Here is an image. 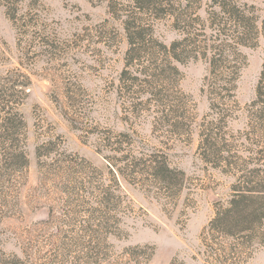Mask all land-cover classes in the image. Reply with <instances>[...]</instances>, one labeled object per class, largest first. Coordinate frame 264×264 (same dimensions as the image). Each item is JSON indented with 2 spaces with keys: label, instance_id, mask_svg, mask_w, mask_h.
<instances>
[{
  "label": "rangeland",
  "instance_id": "374dc122",
  "mask_svg": "<svg viewBox=\"0 0 264 264\" xmlns=\"http://www.w3.org/2000/svg\"><path fill=\"white\" fill-rule=\"evenodd\" d=\"M241 1L254 6L261 23L264 0ZM197 14L205 16L203 10ZM154 24L165 43L179 38L173 18ZM127 48L107 2L0 0V90L10 88L9 78L18 84L30 78L28 94L17 85L14 99L8 97L26 122L30 164L12 174L14 185L0 170L1 250L31 257L33 264L104 260L105 252L119 264H134L129 250L147 247L154 254L143 264H201L203 236L218 203L227 204L240 176L264 171V106L253 103L264 60L262 34L256 45L241 48L247 63L237 91L226 100L202 91L208 62L178 64L179 88L193 120L187 135L155 130L151 116L130 113L132 99L121 94L119 82ZM207 128L221 149L214 163L198 150ZM121 133L129 134L136 155L144 148L167 154L171 166L186 173V182L175 199L124 183L123 217L108 234L101 227L102 195L112 183L105 158L121 153L106 144L108 138L123 139ZM47 143L55 151L39 157L37 147ZM64 155L75 167L53 165ZM245 264H264V240Z\"/></svg>",
  "mask_w": 264,
  "mask_h": 264
},
{
  "label": "trees",
  "instance_id": "16d2710c",
  "mask_svg": "<svg viewBox=\"0 0 264 264\" xmlns=\"http://www.w3.org/2000/svg\"><path fill=\"white\" fill-rule=\"evenodd\" d=\"M98 1L107 2L109 13L121 22L128 42L119 82L121 94L132 99L130 113L135 117L151 116L155 130H166L172 136L189 134L193 124L186 109L189 99L179 88L182 73L178 64L191 59L208 62L209 74L202 91L210 90L223 95L226 100L237 91L247 63L241 48L256 45L260 34L264 37V19L259 23L254 6L241 0ZM202 10L205 16L197 14ZM166 18H173L172 27L179 34V38L169 44L157 36L154 24ZM8 80L10 88L0 90V112L3 113L0 121V170L7 173L9 183L14 185L12 174L27 170L30 160L26 151V122L19 112L14 111L8 97L14 99L17 85L25 95L28 94L30 78L21 84L13 78ZM253 103L264 106V60ZM211 131L207 128L206 132L200 133L198 150L204 161L214 163L221 159V149ZM120 135L123 139L112 141L108 138L106 144L109 150L121 153L120 156L105 158L112 183L103 191L102 205L106 211L101 227L108 234L113 233L111 227L118 225L123 217L119 213L124 211L119 209L124 198V183H140L153 195L175 199L186 182V173L172 167L167 154L144 148L146 150L136 155L132 148L133 140H128L129 134ZM49 144L37 147L39 157L55 151ZM126 149L129 150L124 152ZM55 164L59 170L75 167L74 161L65 155L55 158ZM232 189L227 204L218 203L205 230L199 252L201 264H245L256 244L264 240V171L254 170L247 176H240ZM146 248L129 250L130 261L143 264L149 260L154 250L147 252ZM107 255L105 252L104 260L94 257L85 260L82 257L75 264H119L118 260L108 259ZM0 264H33V260L0 249ZM170 264L186 262L174 260Z\"/></svg>",
  "mask_w": 264,
  "mask_h": 264
}]
</instances>
